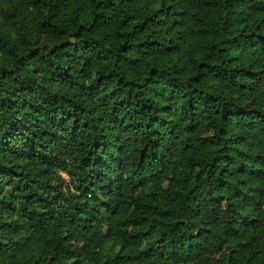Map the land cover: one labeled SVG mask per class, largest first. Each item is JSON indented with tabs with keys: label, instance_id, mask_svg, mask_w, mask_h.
<instances>
[{
	"label": "trees",
	"instance_id": "16d2710c",
	"mask_svg": "<svg viewBox=\"0 0 264 264\" xmlns=\"http://www.w3.org/2000/svg\"><path fill=\"white\" fill-rule=\"evenodd\" d=\"M0 264H264V0H0Z\"/></svg>",
	"mask_w": 264,
	"mask_h": 264
},
{
	"label": "built area",
	"instance_id": "2783aa9c",
	"mask_svg": "<svg viewBox=\"0 0 264 264\" xmlns=\"http://www.w3.org/2000/svg\"><path fill=\"white\" fill-rule=\"evenodd\" d=\"M63 176H64V178H66V179H67V175H66V174H63Z\"/></svg>",
	"mask_w": 264,
	"mask_h": 264
}]
</instances>
